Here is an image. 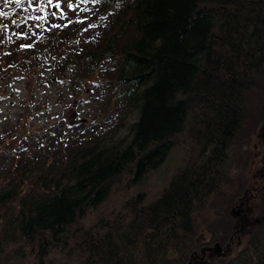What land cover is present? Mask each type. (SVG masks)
I'll use <instances>...</instances> for the list:
<instances>
[{
    "label": "trees",
    "instance_id": "obj_1",
    "mask_svg": "<svg viewBox=\"0 0 264 264\" xmlns=\"http://www.w3.org/2000/svg\"><path fill=\"white\" fill-rule=\"evenodd\" d=\"M76 4L72 23L32 26L34 0H0V92L19 77L28 91L65 83L87 90L90 111L32 131L30 96L0 126V264H264V202L235 250L229 209L256 189L238 173L227 190L252 129L246 102L264 88V0H88L84 15ZM210 209L226 214L207 238L221 254L195 223Z\"/></svg>",
    "mask_w": 264,
    "mask_h": 264
},
{
    "label": "rangeland",
    "instance_id": "obj_2",
    "mask_svg": "<svg viewBox=\"0 0 264 264\" xmlns=\"http://www.w3.org/2000/svg\"><path fill=\"white\" fill-rule=\"evenodd\" d=\"M78 0H71L73 7L70 9L67 7L69 0H59L60 7L56 6L57 0H52V3L49 4L47 0H34V7L30 10V12L26 16V22L31 24L32 26H37L42 24L45 19H52L53 22H57L58 19L70 21L77 9L76 4ZM83 9L81 14H90L91 10L88 5V2H83ZM61 12L64 15H61ZM55 13V15H52ZM44 81L46 80V76L43 77ZM65 83L58 84H46L40 88H30L29 91L24 87L23 78H18L6 91L0 92V126L4 124L6 121H13L15 118V113L18 110V106L22 100H28L30 96V108L26 110L24 117V125L29 130L36 131L44 129L48 123L54 122L57 119H65L68 124H75L78 122H83L84 124L89 121L88 115H90V111L84 107L85 99L87 98L86 92L82 93L83 88H75L72 91H66ZM261 88V87H259ZM254 94L248 99L246 102L248 110V125L247 127H251L250 134L241 135L237 140V144L239 147L235 148L233 152H231V158L229 159L227 165V171L229 176V181L227 182V190L233 188L236 181L234 177L240 173L245 176V179L241 181V188H250L252 183L254 182L255 193H252L250 196V207L257 206L260 203L264 202V176L261 175L263 171L260 170L261 166V157L263 153L262 143L260 139H262L259 135L262 132V127L260 126L264 123V88L258 89ZM75 98H79L72 103ZM76 104V105H75ZM78 106V107H77ZM62 113V115L60 114ZM132 119V114H130L125 120L130 121ZM76 125V124H75ZM260 128V132H259ZM116 136H123L125 134L124 128H117V131H113ZM264 143V142H263ZM245 144V145H244ZM244 145V147H242ZM246 151L248 157L246 160H243L239 157L240 151ZM171 153L168 155L167 159L159 166L156 171V183H162L168 176L171 171ZM256 182V183H255ZM121 184V183H120ZM222 211H219V214ZM210 216L207 225H200L202 222V218L199 216L195 219V223L199 224L198 229L201 234H204L205 240H209L210 244L213 245V241L211 242L213 236H219L221 231V223L226 218V214H223L221 217L214 216L212 217V211L209 210ZM217 220H216V219ZM220 224V226H219ZM196 228V226H195ZM226 229V228H225ZM208 231V233H206ZM243 242V241H242ZM211 245V250L213 246ZM242 244L235 248V250H240L242 248ZM209 248V247H208ZM207 248V249H208ZM216 262L217 259H214Z\"/></svg>",
    "mask_w": 264,
    "mask_h": 264
},
{
    "label": "flooded vegetation",
    "instance_id": "obj_3",
    "mask_svg": "<svg viewBox=\"0 0 264 264\" xmlns=\"http://www.w3.org/2000/svg\"><path fill=\"white\" fill-rule=\"evenodd\" d=\"M263 134H264V128L262 129ZM263 145V144H262ZM264 146V145H263ZM264 148V147H262ZM261 165L263 164V159L261 158ZM261 175H263V173H261ZM264 176V175H263ZM256 183V182H255ZM253 187H256L253 183V185L249 188L252 189ZM252 192H250L249 190L245 191V194L242 198V200H238L237 203H234L231 208L229 209V214L231 216V218L233 219V228H234V236L235 239L232 241V237L229 236V243L233 244L235 243V245L237 247H239L244 241L245 235L247 234V226H248V221H247V217L249 216V213L251 212V205H249L250 203V196H251ZM252 220H254V222H258V218H252ZM232 234V235H233ZM213 252L215 253H222V248L220 246L219 243L217 242H213ZM230 246H228V244H225V249L226 250H230L229 249ZM207 250H211V247H209ZM218 250V252H216Z\"/></svg>",
    "mask_w": 264,
    "mask_h": 264
},
{
    "label": "snow or ice",
    "instance_id": "obj_4",
    "mask_svg": "<svg viewBox=\"0 0 264 264\" xmlns=\"http://www.w3.org/2000/svg\"><path fill=\"white\" fill-rule=\"evenodd\" d=\"M6 2H7V0H6ZM15 2L17 3V4H19V2H20V0H15ZM47 2L49 3V4H51L52 3V0H47ZM83 2H88V0H83ZM93 2H96V0H93ZM56 6L59 8L60 7V2H59V0H57V4H56ZM67 7L68 8H72L73 7V4L71 3V0H69V3H68V5H67ZM4 15H6V13L5 12H3V11H0V16H4ZM52 15H55V13H52ZM61 15H64V13L63 12H61ZM69 23H72V21L70 20L69 21ZM52 27H60V25H52ZM65 27H66V25H65ZM89 27H94V25H89ZM20 35H23V33H20ZM21 47L22 48H30V47H32V45L31 44H22L21 45Z\"/></svg>",
    "mask_w": 264,
    "mask_h": 264
},
{
    "label": "bare ground",
    "instance_id": "obj_5",
    "mask_svg": "<svg viewBox=\"0 0 264 264\" xmlns=\"http://www.w3.org/2000/svg\"><path fill=\"white\" fill-rule=\"evenodd\" d=\"M216 252H218V250Z\"/></svg>",
    "mask_w": 264,
    "mask_h": 264
}]
</instances>
